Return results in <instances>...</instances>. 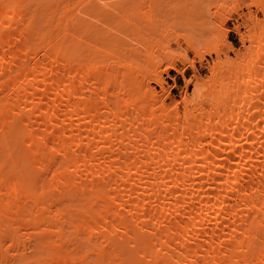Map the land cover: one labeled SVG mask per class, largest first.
<instances>
[{
  "label": "bare ground",
  "instance_id": "obj_1",
  "mask_svg": "<svg viewBox=\"0 0 264 264\" xmlns=\"http://www.w3.org/2000/svg\"><path fill=\"white\" fill-rule=\"evenodd\" d=\"M88 1L0 0V264H264V38L198 47L136 10L118 52L78 32ZM180 37L216 57L178 101Z\"/></svg>",
  "mask_w": 264,
  "mask_h": 264
},
{
  "label": "rangeland",
  "instance_id": "obj_2",
  "mask_svg": "<svg viewBox=\"0 0 264 264\" xmlns=\"http://www.w3.org/2000/svg\"><path fill=\"white\" fill-rule=\"evenodd\" d=\"M78 1L76 0V3ZM260 3L264 5V0H89L85 3L86 9L78 32L88 29L92 39L105 32L108 34L107 37L100 40L116 51L123 52L121 50L123 46L119 41L123 34L121 30L128 27L127 23L129 22L126 23L122 15L141 10L143 14L141 15L139 12L140 18L132 20L137 19L135 24L137 23L144 29L149 27L147 30H155L156 33L162 32L167 25L178 24L180 17L187 16L186 18H190L188 20L191 21H189L191 24L188 22L189 24L187 23L185 26L187 28L189 26L191 29L188 30L185 26L181 29L179 25L178 28L181 29L180 33L183 35L190 34L188 36H192V40L198 47L208 44L223 48V43L227 42L232 44L236 50L245 51L246 48L252 49V43L246 40L243 44L240 34L247 35L256 31V39L264 38V31H262L264 9L260 8ZM109 8L113 9L116 15H107ZM252 15L258 22L253 20ZM154 27L156 28L154 29ZM178 28L177 31H179ZM222 32H225L226 41L222 40ZM167 35L168 38H172L175 31H170ZM174 40L176 41V39L169 41L170 49L175 47L173 50L177 49L179 45ZM179 42L184 47V53L188 54L190 58L192 57L193 65L184 60H176L175 68L165 69V62H162L161 69L159 68L163 86L169 89L168 98L178 101L181 99V91L185 87L187 79H190L187 85L188 93H190L195 82H201L210 75V68L216 57L214 52H205L200 59L193 49L187 46L185 39L180 37ZM157 53L161 55L162 50L157 49ZM227 55L233 56L234 51L229 50ZM222 57L224 58V55ZM140 59L143 60L142 57ZM150 85L157 91H161V86L154 80L150 81ZM179 106L181 108L182 103Z\"/></svg>",
  "mask_w": 264,
  "mask_h": 264
}]
</instances>
